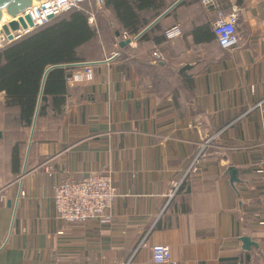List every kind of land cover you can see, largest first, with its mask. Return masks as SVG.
<instances>
[{"label": "crops", "instance_id": "crops-1", "mask_svg": "<svg viewBox=\"0 0 264 264\" xmlns=\"http://www.w3.org/2000/svg\"><path fill=\"white\" fill-rule=\"evenodd\" d=\"M161 1L158 29L140 40L151 24L125 46L109 38L121 31L112 11L100 13L112 33L98 36L93 81L66 87L53 139L34 146L19 174L0 171V264H156L157 244L176 264H264V177L256 173L264 163V0H218L225 13L239 11L228 50L213 33L212 9ZM100 8L89 16L95 28ZM175 25L183 37L166 43L163 32ZM101 172L118 192L108 222L60 220L54 188ZM242 237L257 247L244 251ZM142 239L149 247L136 252Z\"/></svg>", "mask_w": 264, "mask_h": 264}, {"label": "trees", "instance_id": "trees-1", "mask_svg": "<svg viewBox=\"0 0 264 264\" xmlns=\"http://www.w3.org/2000/svg\"><path fill=\"white\" fill-rule=\"evenodd\" d=\"M161 3V0H104L97 14L98 28L89 23L94 7L85 3L0 51V95H3L0 145L7 150L5 171L10 169L12 174H19L34 146L53 139V126L60 122L65 106L66 78L75 71L74 65L98 61L92 59L98 56V36L112 33L101 23L100 13L111 10L120 23L119 35L113 33L109 37L115 40L117 47L119 38L138 36L161 17ZM144 12L152 15L151 23L141 16ZM157 23L145 31L140 40L148 41L154 31L150 30L158 29ZM44 126L47 131L41 132Z\"/></svg>", "mask_w": 264, "mask_h": 264}, {"label": "built area", "instance_id": "built-area-1", "mask_svg": "<svg viewBox=\"0 0 264 264\" xmlns=\"http://www.w3.org/2000/svg\"><path fill=\"white\" fill-rule=\"evenodd\" d=\"M87 3L96 9L104 5V0H43L35 1L31 7L20 14L15 19H10L6 23L0 25V51L12 43L18 41L22 37L32 33L52 20L58 18L65 12L72 9H79L81 5ZM199 3L206 9H212L214 20L211 22L212 30L217 38V42L222 49L228 50L237 43V28L239 22V11L225 13L218 0H199ZM29 17L32 26L30 27L26 18ZM23 19L27 28L24 29L21 25L17 31H11L10 35H6L2 27L8 25L12 21L19 22ZM166 43L173 42L183 37V32L180 26L175 25L166 29ZM11 37V39H10ZM125 35L122 41L127 40ZM118 53L114 54L109 60L116 58ZM152 58L161 60L160 51L155 50L152 53ZM94 63L76 64L77 69L65 80V85L68 89L76 88L77 86L91 83L93 81ZM259 107H264V101L259 104ZM201 154H199L192 162L187 170L185 177L196 173L197 166L200 163ZM50 168L46 167L45 172L50 174ZM259 176L264 177V163L256 170ZM184 179L171 182V191L169 198L176 196ZM118 197L117 188L112 179L111 173H94L86 178L64 179L54 188L53 205L57 217L70 224H84L89 221H99L106 223L109 220L108 212L110 211L114 200ZM149 244L146 239H142L136 249L148 248ZM153 252V260L156 264H176L172 260V253L169 246L166 245H151ZM93 264H117V263H93ZM125 264H129L125 263Z\"/></svg>", "mask_w": 264, "mask_h": 264}, {"label": "water", "instance_id": "water-1", "mask_svg": "<svg viewBox=\"0 0 264 264\" xmlns=\"http://www.w3.org/2000/svg\"><path fill=\"white\" fill-rule=\"evenodd\" d=\"M35 1H43V0H0V25L3 21V18L9 16L11 19L17 18L20 14L25 12L29 7L33 5ZM29 26H32V22L29 17L26 18ZM20 25L26 29L27 26L23 19H19V22L12 21L8 23V25H4L2 27L3 32L6 35H10V30L11 31H17L20 27ZM11 39V37H10ZM129 44V41H123L120 43V46H125ZM75 66V65H74ZM35 123L33 125V130H34ZM33 132V131H32ZM2 137V133L0 132V138ZM229 173L231 176V182L232 183H237L239 180L237 179V171L234 169H229ZM242 204L240 203V207ZM240 242L242 243V249L244 251H249L252 246L257 247L255 243L251 241L249 237H242L240 239Z\"/></svg>", "mask_w": 264, "mask_h": 264}, {"label": "rangeland", "instance_id": "rangeland-1", "mask_svg": "<svg viewBox=\"0 0 264 264\" xmlns=\"http://www.w3.org/2000/svg\"><path fill=\"white\" fill-rule=\"evenodd\" d=\"M3 126L0 125V132L2 133ZM7 150L4 145H0V171H4V161L7 160Z\"/></svg>", "mask_w": 264, "mask_h": 264}, {"label": "bare ground", "instance_id": "bare-ground-1", "mask_svg": "<svg viewBox=\"0 0 264 264\" xmlns=\"http://www.w3.org/2000/svg\"><path fill=\"white\" fill-rule=\"evenodd\" d=\"M10 19L11 18L9 16H7V17L3 18L2 23H6V22L10 21Z\"/></svg>", "mask_w": 264, "mask_h": 264}]
</instances>
